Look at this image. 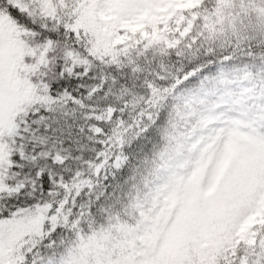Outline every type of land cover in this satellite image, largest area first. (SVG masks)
I'll use <instances>...</instances> for the list:
<instances>
[{
	"label": "snow or ice",
	"instance_id": "6c2138e0",
	"mask_svg": "<svg viewBox=\"0 0 264 264\" xmlns=\"http://www.w3.org/2000/svg\"><path fill=\"white\" fill-rule=\"evenodd\" d=\"M175 6L176 0H0V19L15 21L23 30L20 40L26 43L17 44V62L35 59L30 55L35 43L41 68H46L60 37L83 49L82 54L79 49L65 51L73 64L60 66L58 80L47 75L30 77L47 102L32 104L26 116H16L15 125L0 135V144L6 145L0 153V264H38V260L40 264H264V103L238 105L230 99L227 85L232 82V69L223 66L230 63L231 54L217 57L214 49H206L205 55L213 58L177 74L171 83L176 100L170 105L166 98L148 121L144 134L159 133L164 143L152 180L143 193L137 191L136 202L130 205L138 210L136 214L121 213L101 202L116 195L109 185L73 211L79 190L90 184L79 179L80 171L72 178L77 192L71 206L67 194L60 200L53 198L59 188L70 191L62 174L57 178L43 166L23 178L16 171L22 167L17 160L26 158L24 139L46 144L59 131L54 115L58 109L85 107L87 97L61 87L65 74L71 76L78 67L84 74L90 70L75 59L78 55L93 62L119 63L121 56L133 51L146 54L153 46L162 54L175 51L179 56L182 45L191 49L196 44L203 32L191 36L190 43L187 38L199 19L196 8L202 7V0H195L191 17L183 14L186 7L177 11ZM104 15L117 19L106 27ZM214 15L215 20L204 25L211 33L217 32V24L224 33L227 22L236 34L235 48L251 39L237 34L238 13L217 8ZM37 18L46 22L37 25ZM241 25L247 27L242 21ZM11 46V38L0 33V84L7 78ZM189 55L198 57L199 52ZM196 77H200L199 86L185 89ZM147 86L150 94L157 93L153 83ZM94 92L90 89L88 96ZM174 107L180 109L178 122L172 118ZM113 112L112 107L107 109L109 119ZM94 118L104 119L101 115ZM89 130L106 135L99 125H90ZM17 138L21 143L13 147ZM98 156L104 162L95 166L94 173L99 177L105 171L104 179H108L104 164L111 161L121 170L127 163V157L120 154L101 151ZM38 158L63 165L68 156L61 150H44L31 156L33 161ZM189 214L193 217L190 226L186 224ZM41 249L48 250L46 259Z\"/></svg>",
	"mask_w": 264,
	"mask_h": 264
},
{
	"label": "trees",
	"instance_id": "16d2710c",
	"mask_svg": "<svg viewBox=\"0 0 264 264\" xmlns=\"http://www.w3.org/2000/svg\"><path fill=\"white\" fill-rule=\"evenodd\" d=\"M225 5L227 7H224ZM217 8H222L225 13L239 14L236 16L237 34L251 37L240 48L234 47L236 34H233L227 22L224 25L226 31L222 34L219 31V24L216 25V33L205 29L206 23L211 24L215 20L214 14ZM199 11V19L194 21L193 33L196 35L197 32H203L204 35L198 38L191 49L182 45L183 52L179 56L175 51L162 54L157 46H153L146 54L137 55L133 51L127 57L121 56L119 63L101 62L99 59L93 62L87 57L78 55L75 59L82 60L90 70L84 74V69L78 67L77 72L71 76L65 74L61 87L67 88L75 96L87 97L84 101L85 107L66 105L58 109L54 115L59 119V123L55 125L59 131L46 144H41L35 138L22 141L26 158L17 160V164L22 167L16 168V171L21 173V178L25 175H33L35 169L40 166L45 167L47 172L57 178L58 174H62L69 183L70 191L66 193L65 189L59 188L58 194L54 191L53 198L60 200L67 194L71 206L72 197L77 192V188L72 187V178L77 171H80L82 175L79 179L90 180V184L79 190V196L75 197L77 207L73 211L79 209L80 203H87L91 196L100 192L103 185H109L110 191H115L116 195L101 202L114 205V210L119 209L121 213L128 211L134 215L138 210H133L130 205L136 202L137 191L143 193L145 185L152 180V172L157 162L156 156L162 150L164 143L159 133L145 135V129L148 127V121L153 120L155 113L160 111L166 98L170 105L173 104L170 98L173 92L171 83L177 74H183L193 66L212 59V55H205V50L214 49L217 57L231 54L233 58L230 62L249 64L253 85L256 86V96L261 98V94L264 93V35L261 34V29H264V0H202ZM205 17L208 19L206 20ZM241 21L247 26L246 28L242 27ZM12 22L10 28L2 30V33H6L11 38L8 68H13L15 76L10 77L7 85L8 91L11 92L10 97L7 96L6 99L9 108L5 109L0 103V135L6 134L7 130L15 125L16 116H26L32 104L47 102L46 96L36 92L30 77L39 78L47 75L49 79L58 80L60 66L67 67L73 64V60L65 56V51L79 49L81 54L83 52L80 45H73L71 40L60 37L55 51L49 54L52 59L46 68H41L39 49L36 48L35 43L33 44L35 51L30 54L35 59L27 64L23 62V58L17 62L15 59L17 44L26 41L20 40L23 30L15 21ZM45 22L36 19L37 25ZM187 42L191 41L187 39ZM197 51L198 57L189 55L190 52ZM199 81L200 79L196 77L184 87L187 89ZM149 82L156 86V94H150L147 86ZM90 89H95V92L88 96ZM261 103H264V99H261ZM109 107L114 109L110 119L107 113ZM64 111L70 114L64 116ZM179 111L174 107L172 113L173 120L177 122ZM95 115H101L104 119L97 121ZM93 124L102 127L106 135H94L90 132L89 126ZM49 135L52 136L51 133ZM112 139L116 140L115 144H112ZM20 143L17 138V144L13 147H17ZM5 147L6 145L0 144V153L4 152ZM44 150L53 152L61 150L68 159L63 165H54L51 159L38 158L37 161L31 159L35 153ZM101 151L112 156L120 154L127 157V163L121 170L115 169L111 161L104 164L108 179L103 178L105 171H101L99 177L94 173L95 166L104 162V158L98 156ZM44 195L47 196V190ZM24 197H27V192ZM192 219L191 214L186 217L188 226L191 225ZM40 255L46 259L48 250L41 249Z\"/></svg>",
	"mask_w": 264,
	"mask_h": 264
},
{
	"label": "rangeland",
	"instance_id": "374dc122",
	"mask_svg": "<svg viewBox=\"0 0 264 264\" xmlns=\"http://www.w3.org/2000/svg\"><path fill=\"white\" fill-rule=\"evenodd\" d=\"M181 6L186 7L188 11L186 13H183L184 15L191 17L193 15L192 9L195 6V0H176V6L174 10H179ZM200 8V7H199ZM196 8V12L199 13L198 9ZM107 12H111L112 9L105 10ZM117 17L115 15L108 16L104 15L102 16L103 23L106 27L111 26L115 23ZM11 20H5L0 19V33H2V30L4 28H8L11 26ZM173 25L175 26V21L173 22ZM193 31V29H192ZM191 35L188 36L191 40ZM223 67L232 69L230 75L232 77V82L227 85V92L230 96V99L234 102H236L238 105L241 103H246L249 105L250 102L255 100V94L254 89L250 87L251 84V74L249 67L245 64L239 65V64H229L224 65ZM8 74L5 82L3 84H0V98H4V96H10L11 92L7 90V81H9V76H14L13 68H8ZM198 87V86H197ZM194 87V88H197ZM190 88V89H194ZM224 90V89H222ZM178 94H173L172 99L176 100ZM5 103V102H4ZM8 105V104H7ZM6 106V104L4 105ZM40 264V262L38 263Z\"/></svg>",
	"mask_w": 264,
	"mask_h": 264
}]
</instances>
